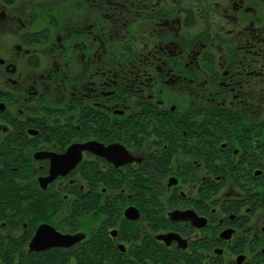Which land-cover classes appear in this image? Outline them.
Masks as SVG:
<instances>
[{
  "label": "flooded vegetation",
  "instance_id": "1",
  "mask_svg": "<svg viewBox=\"0 0 264 264\" xmlns=\"http://www.w3.org/2000/svg\"><path fill=\"white\" fill-rule=\"evenodd\" d=\"M263 113L264 0H0V175L12 160L31 193L20 213L0 198V219L38 220L18 236L28 252L264 263V216L250 224L264 211L247 196L263 173L264 149L248 145L264 143ZM112 145L130 160L102 156ZM186 154L204 159L195 179L179 177L200 166ZM64 156L72 167L54 165ZM87 215L97 225L79 228ZM41 224L82 236L29 251Z\"/></svg>",
  "mask_w": 264,
  "mask_h": 264
},
{
  "label": "trees",
  "instance_id": "2",
  "mask_svg": "<svg viewBox=\"0 0 264 264\" xmlns=\"http://www.w3.org/2000/svg\"><path fill=\"white\" fill-rule=\"evenodd\" d=\"M264 147V143H263ZM259 161L261 163V167L263 168V173L261 176H252L251 184H255L254 191H250L247 193V196L249 199H252V201H256V206L264 211V161L263 159L255 160V163ZM10 166H7V169H5V174H1L0 183H1V189H0V198L4 202V209L9 208L13 209L15 212L20 213L24 212V210L21 209V206L24 204V199H30L31 193L30 190H23L20 188L15 182L14 177L15 175H18L16 172H13L10 170V167L16 165V163H13L12 160H9ZM8 163V162H7ZM9 173L12 175H9ZM4 178V180H2ZM28 195L30 197H28ZM22 203V204H21ZM33 208V206L31 207ZM26 209L27 213H30L31 215L34 214L33 209ZM2 209L0 208V211ZM26 238L18 237L16 239H10L8 242L13 243L9 244L6 243L4 245V250L0 251V264H67L70 261V258H73V261L77 262V264H130L128 260L119 262L124 260V256L117 255L111 248L109 247L110 252L107 255L104 256H89L84 255L81 252H70L69 254L66 252L68 250H62V249H51L47 251L46 253H35V252H28L27 247L25 250H23L21 253H16L17 250L22 249L23 245H26L27 240ZM167 253V252H166ZM166 253L163 251L161 253L153 252L152 256L148 257L145 263L147 264H169L170 262H173L171 259L166 258ZM16 255V256H15ZM145 258V257H142ZM74 261V263H75ZM264 262V261H263ZM264 264V263H261Z\"/></svg>",
  "mask_w": 264,
  "mask_h": 264
},
{
  "label": "rangeland",
  "instance_id": "3",
  "mask_svg": "<svg viewBox=\"0 0 264 264\" xmlns=\"http://www.w3.org/2000/svg\"><path fill=\"white\" fill-rule=\"evenodd\" d=\"M262 117V116H261ZM263 117H264V113H263ZM261 142H259V143H255V144H252V143H249L248 145L252 148V147H255L256 149H258V151H262V149H264V147H263V144L261 145V143H262V140H260ZM259 144V145H258ZM247 146V145H246ZM263 156H264V151H263ZM181 158H183V159H181V162H183V161H189L190 163H192V165L190 166V167H194V165L195 164H197V163H199L200 164V166L197 168V169H188L189 167H183L182 166V170H184V169H187L188 170V172H187V174H184V173H182V174H179V177H180V179H187V178H190V179H192V178H196L195 176L193 177V174L192 173H196L195 175H197V174H201V173H203V172H205L206 170H204L205 169V165L204 164H202L201 162L202 161H204V159L203 158H200V156L198 157L197 155H192V154H186V156H184V157H181ZM188 158V159H187ZM200 158V159H199ZM196 159V160H195ZM198 159V160H197ZM212 160V163H216V164H220L221 166H223V167H225L226 165H228V160H225V159H222V158H217V159H215L214 160V158L213 159H211ZM263 161H264V158H263ZM206 162H209V161H206ZM257 162H259V161H257ZM30 163H32V165L34 164L35 165V162L33 163V162H31L30 161ZM173 163V160H172V158H170L168 161H167V164H169V165H171ZM174 164H176V163H174ZM36 166V165H35ZM229 166H230V164H229ZM4 167H5V164H4ZM222 167V168H223ZM4 173H5V171H4ZM44 172L43 171H40V174H43ZM176 177V176H174V175H168L167 176V178L165 179V182H167V179L169 178V177ZM178 176V175H177ZM229 177H231L230 176V174H229ZM199 178H201V177H199ZM233 178V177H232ZM25 179V182H33V177L31 176V177H25L24 178ZM157 179H160L161 180V177H157ZM229 179H231V178H229ZM225 180H227V179H225ZM232 181H233V179H231ZM19 181V180H18ZM20 182V181H19ZM23 183V182H22ZM249 187H254L253 186V184H250L249 183V185H248ZM226 189V188H225ZM257 190V188L255 187L254 188V190ZM166 190V189H165ZM251 190H253V189H251ZM253 190V191H254ZM241 192V191H240ZM126 193H129L128 192V190L126 189ZM163 195L164 194V192H160V195ZM223 194L224 193H221L220 192V190L216 193V196H218L220 199H223ZM162 195H161V197H162ZM23 203H25V201L23 202ZM22 204V203H21ZM115 204V203H114ZM63 205H68L69 206V204H63ZM118 205V204H117ZM121 205V204H120ZM67 207V206H66ZM9 210H11V209H9ZM68 210H69V208L67 207V208H65L64 210H63V212H68ZM259 211H262V210H259ZM9 212V211H8ZM70 212H68V214H69ZM258 215H259V217H256V216H254V217H252V219H251V217H250V224H253L255 221H252L253 219H257V218H259L258 219V222H260V219L264 216V215H262L260 212L259 213H257ZM89 215H87L85 218H84V222H87V219L88 220H90V221H92V222H94V220L92 219V218H90V217H88ZM60 218H62V217H60ZM31 218L28 216V215H24V214H15V215H13L12 217H10L9 216V218H6V217H3V218H1L0 219V251L1 250H4V245L6 244V243H9V244H13V243H10V242H8V240H10V239H16L17 240V237L20 235V233L22 232V230H23V225L24 224H26V227H27V231L28 232H30V234H31V232L33 233V230H34V228H35V226H36V224L38 223V220L36 219V220H34V221H31L30 220ZM258 224H260V223H258ZM94 225H97V223H85L84 224V226H79V228H83V227H85L86 226V228L85 229H87V227L88 228H91L92 226H94ZM114 228V226H112V227H110L109 228V230H111V229H113ZM23 231H25V230H23ZM27 243V242H26ZM26 247H27V244L26 245H23V247H22V249H20V250H17V252L16 253H21L23 250H25L26 249ZM16 256V255H15ZM0 261H1V259H0ZM69 262V261H68ZM68 264H73V263H68Z\"/></svg>",
  "mask_w": 264,
  "mask_h": 264
},
{
  "label": "water",
  "instance_id": "4",
  "mask_svg": "<svg viewBox=\"0 0 264 264\" xmlns=\"http://www.w3.org/2000/svg\"><path fill=\"white\" fill-rule=\"evenodd\" d=\"M110 149V150H109ZM114 146H109L101 150L102 156L107 158L108 160L114 162V164L117 166L121 163L127 162L130 160L128 157L125 160H114L113 156L111 158V153L114 150ZM66 157V158H65ZM64 158V159H63ZM69 158V156H64L62 159L58 158L53 161L54 165H57L58 162H62L64 164H68V167H72V165L76 162V159ZM58 161V162H56ZM71 161V162H70ZM70 165V166H69ZM67 167V168H68ZM54 174L51 172L49 178H52ZM125 215L130 218L136 217V211L133 208H128L125 212ZM188 213V212H178L172 215L173 219H181L186 220L189 219L191 222H195V217ZM200 225V224H198ZM230 229L224 230L222 232L223 237H229L230 235ZM81 234H74V235H68V234H61L58 231H56L53 227L47 224H41L36 228V231L34 235L31 237L28 243L29 251H41L48 249L50 247H69L74 245L78 240L81 238ZM220 250H218L219 252ZM241 257L238 259V262L240 261Z\"/></svg>",
  "mask_w": 264,
  "mask_h": 264
}]
</instances>
